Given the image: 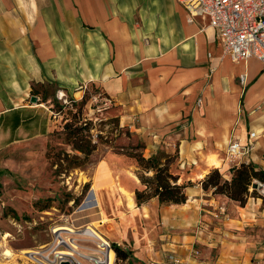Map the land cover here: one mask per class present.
<instances>
[{"label":"crops","instance_id":"1","mask_svg":"<svg viewBox=\"0 0 264 264\" xmlns=\"http://www.w3.org/2000/svg\"><path fill=\"white\" fill-rule=\"evenodd\" d=\"M46 81L75 100L98 88L109 104L102 112L138 134L145 155L176 153L170 170L188 183L184 203L138 205L135 190L146 186L121 176L128 197L114 186L111 206H100V229L131 251L129 261L172 264L166 255L174 253L182 264H264L242 252L264 239L260 201L242 206L201 182L214 168L229 179L225 148L252 131L256 148L243 162L264 169L261 60L224 56L215 29L201 17L189 21L178 0H0V151L56 126L50 105L30 100L31 84ZM224 242L239 248L223 250Z\"/></svg>","mask_w":264,"mask_h":264},{"label":"rangeland","instance_id":"2","mask_svg":"<svg viewBox=\"0 0 264 264\" xmlns=\"http://www.w3.org/2000/svg\"><path fill=\"white\" fill-rule=\"evenodd\" d=\"M49 85L46 89L52 97L56 85ZM97 91L98 88L88 91L93 106L88 104L89 100L86 104L73 103L71 95L63 93L59 97L56 92L55 101L52 97L45 102L57 118L56 126L46 134L13 141L0 151V264H40L22 250L50 244L54 239V228L65 223H73L76 230L91 225L111 241L107 235L110 230L100 229L101 224L106 222L103 216L97 219L101 213L100 206H111L116 194L113 188L117 190L114 186L128 197L129 189L116 181L123 176L127 184L128 179L139 178L144 170L129 154L141 150L145 155V143L138 134L129 128H121L117 119L102 112L109 104H104L106 101L99 98ZM67 121L77 124L89 122L84 132L96 143V148L88 157L84 158L83 154L71 149L64 128ZM138 143L144 144V148L135 147ZM66 152L79 154L82 158L79 165L70 164ZM259 182L264 183V180L253 179L245 202H238L240 205L244 206L248 199L259 200L264 211V194L261 191L264 187ZM241 211L244 213V210ZM145 225H148L146 221L138 222L140 232H145L142 229ZM7 232L8 236L4 237ZM258 232L259 227L256 226L249 233L254 237ZM65 235L77 237L81 250L85 251V246L96 247L94 240L75 234ZM243 247L242 252L247 259L251 255L254 261L264 259V239ZM222 248L234 251L239 247L234 242H224ZM6 249H10L12 254L7 255ZM217 250L218 247L215 248ZM116 264L133 263L128 258H117Z\"/></svg>","mask_w":264,"mask_h":264},{"label":"built area","instance_id":"3","mask_svg":"<svg viewBox=\"0 0 264 264\" xmlns=\"http://www.w3.org/2000/svg\"><path fill=\"white\" fill-rule=\"evenodd\" d=\"M178 1L187 10L189 21L201 17L215 29L224 56L234 61L256 57L264 63V0ZM240 78L242 80L243 76ZM61 93L63 92H58L59 97L62 96ZM257 137L258 134L252 131L244 140L231 139L225 148L226 159L232 162V165L242 163L243 159L255 150ZM259 184L264 187V183ZM261 191L264 194V188ZM94 241L96 247L85 246V251L82 250L81 255L67 254L63 249L69 247L70 242L64 236H54L50 244L41 248V255L55 264H61L63 261H67L68 264H86L75 255L91 264H106L109 262V250H114L112 242L103 239ZM166 257L172 264H182L181 258L175 254L169 253ZM116 262L115 253L114 264Z\"/></svg>","mask_w":264,"mask_h":264},{"label":"trees","instance_id":"4","mask_svg":"<svg viewBox=\"0 0 264 264\" xmlns=\"http://www.w3.org/2000/svg\"><path fill=\"white\" fill-rule=\"evenodd\" d=\"M54 84V93L52 97L48 94L46 86ZM32 93L40 97V102H47L49 98L55 101V93L59 92L60 87L54 81L33 82ZM50 86V85H49ZM91 98V94L86 91L80 100H75L70 97V101L78 104H86ZM115 118L118 121V118ZM119 122V121H118ZM88 121L85 124H77L67 121L64 128L67 134V142L71 145V149L83 154L84 158L88 157L96 148V143L85 134L88 128ZM121 128H128L122 127ZM128 130V129H127ZM135 147L144 148V144H136ZM134 157L139 166L143 168L139 179L146 186L144 189L135 190V199L138 205L147 202L153 197H157L160 203L165 204H181L187 199L185 187L188 183H179L178 176L171 172L170 165L176 159V153L171 154L164 150H159L157 153L146 157L141 150L138 152L132 151L129 154ZM66 157L70 164L79 165L81 156L77 153L70 154L66 152ZM151 172V174H146ZM230 178L223 176L218 168L212 169L203 179L202 185L205 189H212L214 193L226 194L231 199L243 204L245 196L248 194L249 185L254 178L264 180V169H257L252 163H240L232 165L229 168ZM117 258L127 259L131 253L129 249H125L117 243H112Z\"/></svg>","mask_w":264,"mask_h":264},{"label":"bare ground","instance_id":"5","mask_svg":"<svg viewBox=\"0 0 264 264\" xmlns=\"http://www.w3.org/2000/svg\"><path fill=\"white\" fill-rule=\"evenodd\" d=\"M61 95H63V93H61ZM76 96L79 97L80 92H77ZM208 161L210 164H215L216 166L221 165L220 160H218L215 156H211ZM74 227H75V225L73 223L72 224L71 223L70 224L65 223V224L57 226L53 230L54 236H64L66 238V240H68L70 242L69 247H67L66 249H63L64 250L63 252H65L67 254L81 255V253L83 254V251L80 249L81 245L77 243L78 238L77 237L72 238L71 236L65 235V233L83 236V238H85L87 240H92V241L93 240L99 241L101 239L108 240L106 237H104L101 233H99L91 225H86L85 227L80 228V229L77 228V230ZM6 236H8V232L5 233L4 237H6ZM42 247L43 246H41L40 248H42ZM40 248H38V249H24V250H22V253H25V254L31 256L33 259H35L40 264H55L54 262L48 261L44 255H41L42 251ZM92 250H94V249H92ZM5 253L7 255L12 254L10 249H6ZM114 258H115V252L113 249H110L109 250V262L107 261L106 264H114Z\"/></svg>","mask_w":264,"mask_h":264},{"label":"water","instance_id":"6","mask_svg":"<svg viewBox=\"0 0 264 264\" xmlns=\"http://www.w3.org/2000/svg\"><path fill=\"white\" fill-rule=\"evenodd\" d=\"M30 100H31L32 102L36 103V102L38 101V97H37V95H34V94L31 95V96H30ZM253 186L256 187L257 184H253ZM92 191H93V189L88 193V195H90V193H91ZM87 197H88V196H87ZM87 197H86V199H87ZM86 199H85V200H86ZM84 203H85V201H84ZM84 203H83V204H84ZM83 204H82V205H83ZM61 264H68V262H67V261H63Z\"/></svg>","mask_w":264,"mask_h":264}]
</instances>
